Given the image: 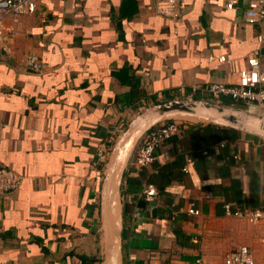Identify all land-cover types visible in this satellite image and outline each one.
Wrapping results in <instances>:
<instances>
[{
  "label": "crops",
  "instance_id": "1",
  "mask_svg": "<svg viewBox=\"0 0 264 264\" xmlns=\"http://www.w3.org/2000/svg\"><path fill=\"white\" fill-rule=\"evenodd\" d=\"M161 1L39 0L34 15L8 20L15 32L0 51V164L24 181L0 196V264H188L199 256L219 264L240 246L264 264V223L224 210L264 206V135L197 116L158 122L182 132L148 167L133 164L135 145L117 189V243L106 236L99 146L111 150L147 110L173 101L243 107L208 88L236 81L257 48L264 69V21L248 25L246 3L227 10L178 0L174 19L158 13ZM30 55L44 63L41 73L25 66ZM146 185L159 197L146 200Z\"/></svg>",
  "mask_w": 264,
  "mask_h": 264
},
{
  "label": "built area",
  "instance_id": "2",
  "mask_svg": "<svg viewBox=\"0 0 264 264\" xmlns=\"http://www.w3.org/2000/svg\"><path fill=\"white\" fill-rule=\"evenodd\" d=\"M39 0H0V51H8L9 41L15 32L12 24L20 21L21 17L34 15L38 9ZM227 10H237L246 3L245 21L248 25H260L264 21V0H214ZM178 0H162L158 5V13L172 18H177ZM263 41V35L258 37ZM261 50H254L252 57L248 60V67L237 73L236 81L230 85L212 84L208 91L214 95H223L235 102H241L247 108L258 107L264 109V69L261 61ZM225 56L220 57L224 62ZM25 66L32 72L41 73L44 63L35 56L30 55L24 61ZM181 125L177 122H161L153 126L140 139L133 164L137 169H143L152 165L156 159L158 150L172 137L181 134ZM110 145L102 143L98 150V161L104 164L109 157ZM24 176L0 164V196L12 193L20 189ZM160 193L155 186L146 185L144 196L146 200L152 201L159 197ZM225 215L236 217L249 223H264V206L256 209H241L234 207L231 203L224 205ZM189 213L200 214L195 208H190ZM188 264H211L204 257L199 256ZM219 264H258L248 246H240L226 253L223 261Z\"/></svg>",
  "mask_w": 264,
  "mask_h": 264
},
{
  "label": "water",
  "instance_id": "3",
  "mask_svg": "<svg viewBox=\"0 0 264 264\" xmlns=\"http://www.w3.org/2000/svg\"><path fill=\"white\" fill-rule=\"evenodd\" d=\"M252 113L259 114L262 118H264V109L258 107L242 109L198 101H173L165 105L156 106L147 110L144 115H141L128 130L130 131L134 129L138 132V134L134 135L132 150L140 141L142 136L155 126L162 118L175 114L202 117L224 125L234 126L242 130L250 131L251 133L253 132L264 135V125H262L260 129L251 128L246 123V117L242 116ZM122 173L123 169L118 185H120Z\"/></svg>",
  "mask_w": 264,
  "mask_h": 264
},
{
  "label": "bare ground",
  "instance_id": "4",
  "mask_svg": "<svg viewBox=\"0 0 264 264\" xmlns=\"http://www.w3.org/2000/svg\"><path fill=\"white\" fill-rule=\"evenodd\" d=\"M246 117V123L249 127L260 129L262 127L264 118L261 115L252 113L249 115H242ZM138 132L134 129L126 132L123 138L118 142L115 148V152L111 156L109 163L108 179L106 186V214H107V235L108 241L111 239V243L114 245L117 243V234H120V204L118 199L117 188L120 180V175L123 167L130 155L133 145L134 135ZM116 192V195H115ZM106 224V223H105Z\"/></svg>",
  "mask_w": 264,
  "mask_h": 264
},
{
  "label": "rangeland",
  "instance_id": "5",
  "mask_svg": "<svg viewBox=\"0 0 264 264\" xmlns=\"http://www.w3.org/2000/svg\"><path fill=\"white\" fill-rule=\"evenodd\" d=\"M238 108H242V109H248L246 106H243V107H238ZM126 133L123 131L121 132V135H117L116 137V140L114 141L113 143V146H112V149L110 150V157L113 155L114 151H115V148H116V145L118 143V141H120L122 138H123V135H125ZM109 157V159H110ZM108 163H109V160L107 158V160L105 161V163L103 164L104 168L106 169V171H108ZM107 175H108V172H107Z\"/></svg>",
  "mask_w": 264,
  "mask_h": 264
},
{
  "label": "trees",
  "instance_id": "6",
  "mask_svg": "<svg viewBox=\"0 0 264 264\" xmlns=\"http://www.w3.org/2000/svg\"><path fill=\"white\" fill-rule=\"evenodd\" d=\"M222 102H223V104H225V105H230V104H231V101L228 100V99H224Z\"/></svg>",
  "mask_w": 264,
  "mask_h": 264
}]
</instances>
